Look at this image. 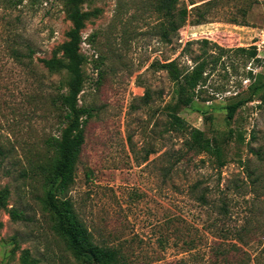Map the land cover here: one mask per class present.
Returning <instances> with one entry per match:
<instances>
[{
    "label": "rangeland",
    "instance_id": "1",
    "mask_svg": "<svg viewBox=\"0 0 264 264\" xmlns=\"http://www.w3.org/2000/svg\"><path fill=\"white\" fill-rule=\"evenodd\" d=\"M64 3L0 0V264H90L58 231L47 201L68 73L45 60L68 40ZM162 6L81 5L79 105L91 115L67 198L95 243L120 250V264H264V0H178L175 23ZM206 53L214 54L207 80L179 115L219 137L222 168L188 151L168 116L176 84L162 64L191 69ZM240 99L230 122L227 106Z\"/></svg>",
    "mask_w": 264,
    "mask_h": 264
},
{
    "label": "trees",
    "instance_id": "2",
    "mask_svg": "<svg viewBox=\"0 0 264 264\" xmlns=\"http://www.w3.org/2000/svg\"><path fill=\"white\" fill-rule=\"evenodd\" d=\"M85 1L65 0V11L72 22V28L68 32V40L55 52L51 59L45 60L50 70L65 69L68 73L67 90L58 96V101L65 110L64 120L67 125L61 136L54 138L51 144L55 152L52 162L55 183L48 192L47 201L57 215L58 231L68 240L71 248L78 255L83 256L90 264H120L122 258L120 250L95 243L92 233L79 220L72 201L67 198V194L74 183L75 172L82 155V147L85 141L84 122L91 115L88 109L79 105V96L85 83L83 65L86 56L81 52L82 29L85 27L88 17V13L81 8ZM177 1L163 0L162 8L171 23H175ZM193 4L196 3L193 2ZM193 8L201 9L200 5ZM189 11L184 6L178 12L180 25H183L186 21ZM203 41L209 43L208 40ZM238 50L244 51L245 48L241 47ZM59 51L63 53L62 57H58ZM213 55V53H206V55L195 61V65L191 69L180 67L176 61L164 63L162 68L166 69L176 84L174 104H171V102L167 104L170 126L185 136V146L188 151L195 154H207L209 157L214 158V162L219 168H222L226 165L227 158L224 144L219 137H209L204 130L190 125L185 118L179 115V110L182 107L190 105L199 96V88L204 85L208 76L207 70L210 64L208 58ZM253 56H256L255 51ZM243 103L244 100L240 99L227 106L228 121L234 120L238 109ZM230 132L233 133L234 130ZM6 196L7 190L0 191V207L6 206ZM57 197L61 198L60 204H57ZM200 197L205 199L206 196L202 194ZM10 215L15 220L23 217L22 213L16 209H11ZM24 264L33 263L25 258Z\"/></svg>",
    "mask_w": 264,
    "mask_h": 264
}]
</instances>
